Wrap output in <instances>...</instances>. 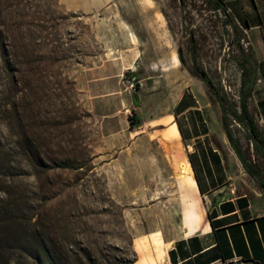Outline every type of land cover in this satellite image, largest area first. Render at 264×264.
Segmentation results:
<instances>
[{
    "label": "rangeland",
    "instance_id": "obj_1",
    "mask_svg": "<svg viewBox=\"0 0 264 264\" xmlns=\"http://www.w3.org/2000/svg\"><path fill=\"white\" fill-rule=\"evenodd\" d=\"M115 7L118 21L68 10L60 0H0V214L9 217L0 238L19 264H169L162 228H183L196 189L182 172L184 149L161 126L136 133L123 153L108 147L84 86L87 67L124 42L123 15L146 48H168L174 61L181 52L177 63L189 76L195 51L219 92L240 104V44L249 43L221 10L208 0H121ZM195 76L222 120L208 81ZM231 122L264 170L248 127ZM34 145L47 170L30 163ZM143 157L154 162L142 175L135 161ZM8 254L1 250V260Z\"/></svg>",
    "mask_w": 264,
    "mask_h": 264
},
{
    "label": "crops",
    "instance_id": "obj_2",
    "mask_svg": "<svg viewBox=\"0 0 264 264\" xmlns=\"http://www.w3.org/2000/svg\"><path fill=\"white\" fill-rule=\"evenodd\" d=\"M60 2L68 10L119 20L111 10L121 0ZM224 2L249 43L244 48L254 59L249 106L264 130V0ZM125 18L124 42L87 67L84 86L108 147L123 153L134 146L136 133L140 137L147 126H161L166 139L170 141L173 130L178 139H171L184 149L196 189L193 203L184 211L183 228L174 234L162 228L169 264H264V186L247 171L222 120L210 111L202 80L177 63L180 54L174 61L175 52L170 55L168 48L143 46ZM129 74L143 78L145 85L128 92ZM138 159L135 173H148L153 159Z\"/></svg>",
    "mask_w": 264,
    "mask_h": 264
},
{
    "label": "trees",
    "instance_id": "obj_3",
    "mask_svg": "<svg viewBox=\"0 0 264 264\" xmlns=\"http://www.w3.org/2000/svg\"><path fill=\"white\" fill-rule=\"evenodd\" d=\"M209 3L214 6L216 9L221 10L225 15V21L227 23L232 24L233 28L236 31L240 30L239 25L233 18V16L228 12L227 6L224 2V0H208ZM241 31V30H240ZM240 50L242 53L243 59L240 60V66L242 69V81H241V90H240V104L238 105L235 101L231 100L229 96L226 94H221L218 90V87L215 85V83L207 77H203L196 69L194 70L195 75H199L208 81L210 90L214 94V96L217 98V100L220 103L221 110H222V122L224 129L226 133L228 134V137L230 139V143L234 150L236 151L237 155L241 159L243 165L247 169V171L254 177H256L261 184L264 186V171L262 167L260 166V163L252 158V153L250 152V148H247L244 143L242 142L241 138L236 134L235 130L233 129L231 125V117H233L235 120L243 124L244 126H247L249 129L248 137L250 141L252 142L254 146V151L257 155H260L264 157V130L260 127L258 124L255 115L250 109L249 106V97L252 94V89L254 86V79H253V57H251V53H245L244 47L240 44ZM180 58L183 60L181 52ZM250 56V57H247ZM194 57V64L195 67H199L197 63V56L196 52H193ZM210 79V81L208 80ZM30 153V163L33 164L35 167H43L45 170L48 169L49 165L47 164L43 158V152L41 149L34 145L32 147V152ZM67 162L65 165H70V159H66ZM39 170H41L39 168ZM9 220V217L5 214H0V224H7V221ZM7 240H3L0 238V254L1 250L6 249L7 251H10V254H8V258L5 260H1L0 257V264H19V261L16 260L15 252L12 251V245L7 244ZM12 253V254H11Z\"/></svg>",
    "mask_w": 264,
    "mask_h": 264
},
{
    "label": "built area",
    "instance_id": "obj_4",
    "mask_svg": "<svg viewBox=\"0 0 264 264\" xmlns=\"http://www.w3.org/2000/svg\"><path fill=\"white\" fill-rule=\"evenodd\" d=\"M127 83L125 89L133 93L134 91H137L138 89L142 88L145 85V81L143 78H140L136 74H129L126 77Z\"/></svg>",
    "mask_w": 264,
    "mask_h": 264
},
{
    "label": "bare ground",
    "instance_id": "obj_5",
    "mask_svg": "<svg viewBox=\"0 0 264 264\" xmlns=\"http://www.w3.org/2000/svg\"><path fill=\"white\" fill-rule=\"evenodd\" d=\"M182 166H183V171L182 172L184 173V175L186 174V175H190L191 176V169L189 167V164L188 163H183Z\"/></svg>",
    "mask_w": 264,
    "mask_h": 264
},
{
    "label": "water",
    "instance_id": "obj_6",
    "mask_svg": "<svg viewBox=\"0 0 264 264\" xmlns=\"http://www.w3.org/2000/svg\"><path fill=\"white\" fill-rule=\"evenodd\" d=\"M201 72H202L201 75L204 77L206 72H205L204 70H202ZM208 80L210 81V79H208ZM135 96L138 97L137 92L135 93ZM160 138H161V136H160ZM164 142H165V144H166V141H164ZM166 147L168 148L167 144H166Z\"/></svg>",
    "mask_w": 264,
    "mask_h": 264
},
{
    "label": "flooded vegetation",
    "instance_id": "obj_7",
    "mask_svg": "<svg viewBox=\"0 0 264 264\" xmlns=\"http://www.w3.org/2000/svg\"><path fill=\"white\" fill-rule=\"evenodd\" d=\"M195 69L200 73V74H202V69H201V67L199 66V67H195ZM204 77H207V73H205V76ZM209 78V77H208Z\"/></svg>",
    "mask_w": 264,
    "mask_h": 264
}]
</instances>
